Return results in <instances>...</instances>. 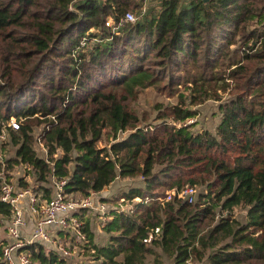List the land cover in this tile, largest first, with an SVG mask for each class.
Masks as SVG:
<instances>
[{"label":"trees","instance_id":"trees-1","mask_svg":"<svg viewBox=\"0 0 264 264\" xmlns=\"http://www.w3.org/2000/svg\"><path fill=\"white\" fill-rule=\"evenodd\" d=\"M145 1L0 0V124L18 122L4 173L25 163L38 182L66 177L81 196L142 178L102 198L113 202L104 243L91 210L77 214L79 264H264V0ZM128 12L135 20L122 22ZM147 87L176 100L155 104L153 122L130 105ZM208 100L214 133L187 123ZM40 126L45 157L34 149ZM186 186L203 189L159 200ZM9 214L0 200V236ZM28 250L31 264H68L45 244Z\"/></svg>","mask_w":264,"mask_h":264},{"label":"built area","instance_id":"built-area-1","mask_svg":"<svg viewBox=\"0 0 264 264\" xmlns=\"http://www.w3.org/2000/svg\"><path fill=\"white\" fill-rule=\"evenodd\" d=\"M143 11H145V6H143ZM135 18L133 13L128 12L122 22L134 21ZM9 127L13 129L18 127L15 117H11L7 123L0 124V163L2 166L0 200L10 207V214L5 225V236L0 239V264H31L28 246L36 242L47 245L65 259L80 256L87 258L88 261V257L79 251L87 238L83 231V222L77 214L84 209L95 211L100 214L99 218L103 226L108 219L107 204L99 198L95 200L93 198L95 193L82 197L67 193L65 191L67 178H59L53 174L49 177L51 195L43 196L40 190H37L38 186L30 183L29 176L33 170L25 163L19 164L30 172L20 181H12L10 176L7 177L4 173L7 158L3 145L9 140ZM196 193L195 187L186 186L177 193L174 190L168 191L166 197L159 198V200L163 202L175 194L180 199L193 200ZM124 205L131 207L130 204H122L120 209L123 211H126L123 209ZM28 222L32 225L29 231L28 228L26 229ZM85 258L84 262H86Z\"/></svg>","mask_w":264,"mask_h":264},{"label":"rangeland","instance_id":"rangeland-1","mask_svg":"<svg viewBox=\"0 0 264 264\" xmlns=\"http://www.w3.org/2000/svg\"><path fill=\"white\" fill-rule=\"evenodd\" d=\"M187 1V0H184ZM159 2L160 0H146L144 2V5L149 7V9H154L157 10L159 7ZM176 102L175 98L170 96L167 91L156 89L154 87H147L143 89H138L136 97L130 101V105L133 109L138 111V113H147L150 115V121L153 122V117L155 115V104L157 103H162L164 105L168 104H174ZM217 104L218 102H215L213 100H208L204 104L194 107L193 109H197L198 115L190 120L187 121V123H193L195 122V125L193 127V130L196 131H201V130H208L212 133L215 132L216 125L219 120V115L217 113ZM41 127H35L34 128V135H35V142H34V149L37 153V155L41 157L46 156V150L43 146V143L39 139V134L41 132ZM3 150L5 157L11 158L14 155L15 148L11 146V144L5 143L3 145ZM30 172L28 171L23 165L21 164H16L13 166L12 170L10 171V178L12 181H20V179L24 176H27V173ZM30 183L34 184L38 188L40 186L48 187L51 192V182H36L34 173H31V176H29ZM34 181V182H33ZM143 181L142 178L134 177V178H128V179H122V178H117L115 179L109 186L105 187L101 192L94 194L93 198L97 200L98 198L100 200L106 199V200H112L113 197H116L119 193L128 190L131 187H136V186H142ZM37 190H40L38 189ZM196 192L199 193L202 191V187L196 186L195 187ZM42 195L44 196L45 193L40 190ZM168 193V191H166ZM51 195V193H50ZM76 197H82L80 194H75ZM196 196L194 197L193 200H195ZM107 203L108 208L113 207V202L111 201H105ZM124 210L128 209L127 205L123 206ZM84 217L90 219V229L93 231L95 240L97 243L102 244L105 242V234L102 229V222L101 219L99 218L100 214L96 213L95 211H84ZM235 216L240 220V221H245V209L239 208L235 212ZM4 233V232H3ZM86 256V255H84ZM85 257L80 259L72 258V259H67L68 264H79L84 260ZM87 261V258H85ZM166 262L169 264L167 258H165ZM152 261V257L149 256L147 262L150 264ZM196 264H204V263H196Z\"/></svg>","mask_w":264,"mask_h":264},{"label":"crops","instance_id":"crops-1","mask_svg":"<svg viewBox=\"0 0 264 264\" xmlns=\"http://www.w3.org/2000/svg\"><path fill=\"white\" fill-rule=\"evenodd\" d=\"M31 226H32V225H31V222H28V225H27L26 229L28 228V231H29V230L31 229ZM4 236H5V234L2 235V236H0V239L3 238ZM78 258L81 260V257H80V256L77 257V259H78Z\"/></svg>","mask_w":264,"mask_h":264}]
</instances>
